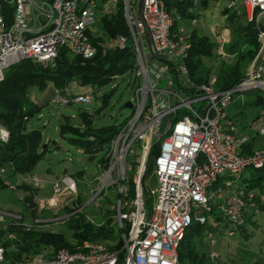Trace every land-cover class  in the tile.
I'll list each match as a JSON object with an SVG mask.
<instances>
[{"label":"built area","instance_id":"1","mask_svg":"<svg viewBox=\"0 0 264 264\" xmlns=\"http://www.w3.org/2000/svg\"><path fill=\"white\" fill-rule=\"evenodd\" d=\"M95 1L0 0V82L7 68L22 59L53 67L62 49L82 59L93 57L97 45L87 26L96 19ZM109 1L103 14L122 3L128 34L118 37L117 46L123 49L129 41L135 59L129 75L136 87L130 101L132 113L111 139L107 161L97 163L101 175L91 201L98 206L103 191L117 193L111 209L113 224L122 231V244L111 249L102 241L84 240L74 248L51 246L49 252H27L13 260L0 243V264H184L179 261L178 246L192 220L205 223L213 211L224 221L221 234L231 236L248 215L259 210L256 193L233 186L232 179L246 167L261 166L264 148L245 153L249 137L239 132L225 109L235 93L264 91V32L258 30L260 44L247 75L234 86L221 89L214 76L203 83L191 79L186 64L190 42L182 29L173 28L174 21L182 16L175 3L192 2L187 12L194 14L198 0ZM241 1L251 14L256 10L264 13V0ZM235 2L232 0L231 6ZM196 21L192 17V23ZM216 42L224 56L226 37L219 33ZM55 92L61 104L95 97L93 92L72 95L67 86L55 88ZM259 132L264 135V124ZM7 137V130L0 126V139ZM155 143L158 152L151 163L157 185L145 198L146 169ZM128 156L135 157L134 167L127 162ZM133 168L134 173L128 177L127 171ZM3 172L4 167H0V175ZM76 179L64 175L53 181L51 195L39 200L40 208H51L67 195H75V200L79 192ZM22 181L34 188L40 184L39 177L32 173ZM2 220L0 211V224ZM8 236L14 238L12 233ZM207 237L213 246L216 239L212 233ZM209 256L216 259L218 255L210 251Z\"/></svg>","mask_w":264,"mask_h":264},{"label":"rangeland","instance_id":"2","mask_svg":"<svg viewBox=\"0 0 264 264\" xmlns=\"http://www.w3.org/2000/svg\"><path fill=\"white\" fill-rule=\"evenodd\" d=\"M231 3L232 0H209L206 4L207 6L197 3L193 14V17L197 20L195 24L192 23V18L187 16V14L184 17L181 16L177 21V27L182 29L185 35L194 31L196 34L206 37L211 44L210 52L198 53L201 61L200 69L203 73L208 74L209 77H217L222 63L230 65L236 60V55L227 54L226 56H222L220 54L215 39V31L212 29L214 26L216 31L219 32L222 28L220 24L225 15L222 11L230 6ZM95 4L96 19L88 24L87 31L90 37L100 38L103 45L114 48L117 46L119 38L111 37L101 19L103 9L110 6V1L96 0ZM241 4V0H236L233 7H238L237 10L241 11ZM255 16L256 20L257 16H260L259 21L264 28V13L262 15L256 13ZM248 65L245 67L246 71L245 68L242 70L245 75L248 73ZM131 79V75L125 74L114 77L101 86L91 83L81 84L77 79L70 80L66 86L72 95L93 92L95 97L90 101L72 102L69 104H61L56 101L57 94L55 88L58 87H55L52 81H47L44 89H40L37 86L30 87L28 96L40 108L26 120V127L27 129L37 128L41 131V149L46 147V150L32 171V174H36L40 179V184L37 186L33 197L34 206L26 200L27 191L20 187L23 183L22 178L28 175L14 173L10 164L6 163L3 165L4 172L1 174L2 183L0 184V211L3 213V220L0 224V243H7V252L12 253V251H15L22 240L23 235L17 225L19 223L34 225L36 229L37 226L34 224V221L54 220L49 223V226H44L41 229L49 228L59 231L66 239L73 241L71 231L66 224L61 222L69 214L73 215L76 211L83 212L87 218L94 220L96 223H100L112 216L109 210L111 209V205L117 200V193L114 190L107 189L103 191L98 199V206L95 205V201H91V192L97 189V179L101 175L97 162L103 156V150L98 152L94 157L89 158L82 147L76 146L68 139L62 137L58 129L60 119L63 116H68L71 124L80 125L83 128L79 116V112L81 111L93 114L91 116V125L93 127L108 124L115 126L123 125L132 113V109L125 106L126 102L131 101L136 87V83H133ZM104 94L108 95L107 102L102 105L101 96ZM252 99L253 95L244 92L235 93L225 111L236 122L240 131L256 135L259 126L264 123V114H261V104L249 103ZM99 107L100 110L95 113ZM254 146L256 149L259 146L264 147V136H259V140H256ZM136 154L139 155L140 151L137 150ZM127 162L131 163V166L134 167L135 157L128 156ZM77 171H81L83 174L76 179L83 204L78 205V201L76 203L74 200L75 195H67L62 197L57 205L41 209L39 200L46 199L51 195L53 181L64 175L74 176L73 174ZM133 173L134 168L127 171V176L131 177ZM256 175H258V170L250 166L246 167L238 177L232 179L233 186L244 187L248 183V179ZM89 180H91V183L86 185L85 183ZM145 181L143 195L145 198H148L149 193L157 185V176L151 171L145 176ZM248 189L253 190L255 193L256 190H259L257 186ZM147 202L149 204L151 201L147 200ZM67 207L74 210L67 214ZM212 217L213 215H210L205 226H202L200 231L194 232L191 237L196 241L198 250L205 255H208L209 251L212 250L225 263L264 264V210L255 213L252 216L253 221H245L244 227H239L231 236L222 235L221 230L225 226L224 221L216 222ZM8 225L12 229L7 228ZM202 232L204 234L200 240ZM208 232H212L213 238L216 239L212 247H210L207 241ZM10 233L14 235L13 239L9 238L8 234ZM112 234L115 238L119 237L120 232L117 227L113 229ZM39 246V250L43 252H49L51 248V245L46 244H40Z\"/></svg>","mask_w":264,"mask_h":264},{"label":"trees","instance_id":"3","mask_svg":"<svg viewBox=\"0 0 264 264\" xmlns=\"http://www.w3.org/2000/svg\"><path fill=\"white\" fill-rule=\"evenodd\" d=\"M198 1L200 5L205 6L209 0ZM175 4H177V9L183 17L186 14L191 18L193 17V14L187 12V7L193 5L192 2L178 1ZM223 13L225 14V26L230 28L231 31V38L226 45V52L232 56L236 55V60L230 65L222 63L219 74L216 77V86L221 89L234 86L245 76V73L242 72L243 68L251 62L258 51V24L256 20H248L245 18L244 11L237 13L236 11L230 10L228 7L223 10ZM101 19L105 29L111 37L126 36L128 34V27L123 16L121 2H118L114 11L103 14ZM176 27L177 21H174L173 28L176 29ZM91 39L95 45H97V53L91 58L82 59L80 56L73 55L62 49L53 67L42 66L31 59H22L7 68L5 77L0 82V126L4 127L8 132L6 140L0 139V167H3L6 163H11L14 173L29 175L32 173L36 163L42 158L46 150V147L41 149V131L37 128L27 129L26 127V120L40 108V106L31 101L28 96L30 87L37 86L40 89H44L47 81H52L55 87L63 89L68 81L73 79H77L81 84L91 83L101 86L109 82L115 75L123 76L125 74H130V71L135 66V59L129 41H127L126 47L121 49L118 46L114 48L106 47L101 43L100 38L91 37ZM187 39L190 42V49L186 58L189 75L191 79L197 83L207 82L210 77L208 74L201 71V61L198 53L210 52L211 44L206 37L200 36L194 31L187 35ZM244 93L253 95V99L249 102L250 104L264 105L263 90L252 89L244 91ZM107 96V94L101 96L102 105L107 102ZM99 110L100 107L96 109L95 113ZM92 115L93 114L86 111L79 112L83 128H81L80 125L71 124L69 117L63 116L60 119L58 131L62 137L68 139L76 146L82 147L89 158L94 157L98 152L103 150V156L98 162L104 163L107 161L106 154L108 152L109 143L119 131L121 125L115 126L113 124H108L93 127L91 125ZM256 140L257 135H249L248 141L244 144L245 153H252L256 149L254 146ZM157 152L158 144L155 143L152 145L149 154L148 163L150 164V169L146 175L153 171L151 157L155 156ZM253 168L258 170V175L254 177L251 176L248 179V183L243 188L258 187L259 190H256V202L259 212L260 210H264V162L261 166ZM73 175L77 178L81 177L83 174L81 171H77ZM1 183L2 178L0 175V184ZM20 187L27 191L26 200L29 204L34 206L35 202L33 197L36 188L25 183H22ZM133 194L134 189L132 185V187H130V195L133 196ZM75 201L76 203L78 201V205L83 204L79 192ZM66 210L68 214L74 209L67 207ZM109 212L112 213V216L100 223L90 220L83 212L77 211L75 214H69L68 217L62 219L61 222L66 224L71 231L73 241L66 239L59 231H54L49 228L41 229L46 226L44 225L45 223L49 226V223L54 220L48 219L49 221L47 222L36 220L34 221V224L37 226L36 229L34 225L16 223L23 235L22 240L15 251H12V253L7 252V257L17 260L23 253L39 252L40 244L51 245L55 249L61 247L74 248L76 243H80L84 240L102 241L111 249H118L122 241L119 238L120 235L118 238H115L112 234L113 229L117 226L113 224V209H110ZM210 215H213L212 219L216 222L223 220L220 215L213 211L208 214V217ZM254 215L255 214L248 215L246 222L252 220V216ZM206 222L200 223L192 220L190 225L185 229L178 246L179 261L184 264H230L222 262L218 254L216 259H211L209 256L210 251L208 255H205L198 250L196 241L191 238L194 232L200 231L201 227L205 226ZM9 225L7 228L10 229L11 226ZM241 227L243 228L244 224H242ZM117 229L120 233L122 232L121 229ZM203 234V232L200 234V240ZM207 241L210 245L208 237ZM2 244L7 247V243ZM210 247L212 246L210 245Z\"/></svg>","mask_w":264,"mask_h":264},{"label":"crops","instance_id":"4","mask_svg":"<svg viewBox=\"0 0 264 264\" xmlns=\"http://www.w3.org/2000/svg\"><path fill=\"white\" fill-rule=\"evenodd\" d=\"M236 1V0H235ZM207 4V3H206ZM205 4V6H207ZM228 8H230V10H232V11H236L237 13H241V11H244V15H245V18L246 19H248V20H251V19H255L256 20V16H255V14L256 13H258L257 11H255L253 14H251L250 13V9H247L246 7H245V5L242 3L241 4V11H238L237 10V8L238 7H233V6H228ZM223 12V11H222ZM223 14V13H222ZM260 15H262L263 13H259ZM214 15V14H213ZM259 19H260V16H257V20H256V22H257V24H258V30H262L263 32H264V28L261 26V24H260V21H259ZM214 23H216V22H214ZM195 24V23H194ZM220 25H222V28L219 30V32H217L216 31V29H215V27L213 26L212 27V29L215 31V39H216V36L219 34V33H222L225 37H226V43L223 45V50L225 49V45L226 44H228V42L230 41V38H231V31H230V28H228V27H226L225 26V15H224V18H223V20L221 21V24ZM215 26H217L216 24H215ZM261 26V27H260ZM259 42H258V48H259ZM225 52V51H224ZM227 55V53L225 52V55L224 56H226ZM254 59V58H253ZM252 59V60H253ZM252 60H251V62H252ZM250 62V63H251ZM250 63H249V65H250ZM248 65V64H247ZM248 65V66H249ZM245 71H246V68H245ZM230 104V103H229ZM225 113H226V111H225ZM227 115V114H226ZM264 123H262L260 126H259V128H258V130H257V139L259 140V136H264V135H262L260 132H259V129H260V127L263 125ZM238 130H239V132L240 133H243V134H246V133H244V132H242V131H240V129L238 128ZM251 135H254V134H252V133H250ZM250 134H246V135H248V137H249V135ZM262 146H260V147H258V148H261ZM264 148V147H263Z\"/></svg>","mask_w":264,"mask_h":264},{"label":"water","instance_id":"5","mask_svg":"<svg viewBox=\"0 0 264 264\" xmlns=\"http://www.w3.org/2000/svg\"><path fill=\"white\" fill-rule=\"evenodd\" d=\"M147 35H148V38H149V33L147 32ZM125 106L128 107V108H132V104L130 101L126 102L125 103ZM150 169V165H148L147 169H146V172H148Z\"/></svg>","mask_w":264,"mask_h":264}]
</instances>
